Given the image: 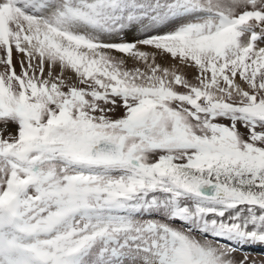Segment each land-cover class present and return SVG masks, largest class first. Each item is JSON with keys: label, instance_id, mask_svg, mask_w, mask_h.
<instances>
[{"label": "snow or ice", "instance_id": "6c2138e0", "mask_svg": "<svg viewBox=\"0 0 264 264\" xmlns=\"http://www.w3.org/2000/svg\"><path fill=\"white\" fill-rule=\"evenodd\" d=\"M0 124V264H257L264 0H0Z\"/></svg>", "mask_w": 264, "mask_h": 264}, {"label": "rangeland", "instance_id": "374dc122", "mask_svg": "<svg viewBox=\"0 0 264 264\" xmlns=\"http://www.w3.org/2000/svg\"><path fill=\"white\" fill-rule=\"evenodd\" d=\"M130 34V35H129ZM127 36H126V38L128 39V40H132V39H134L135 37L133 36V34H131V33H129ZM188 71H190V70H188ZM192 71V70H191ZM190 71V72H191ZM122 112H123V110L122 109H118L117 110V113H116V115L117 116H119V115H122ZM11 129V131H13V132H15L16 131V125L15 124H9L8 125ZM7 126V127H8ZM2 127H4V125H2V124H0V128H2ZM9 130V129H8ZM8 132V131H7ZM6 132V133H7ZM5 136L6 135H8V134H4ZM261 247H262V245L260 246V247H253L254 249H251V248H244L243 249V252H241V251H238V252H236L234 255H235V258L237 259V260H239V259H241L242 257H243V254L244 253H247L248 254V256H249V261L251 262V261H253V260H255V261H257V264H260V261H264V248L263 249H261ZM261 251H263V252H261Z\"/></svg>", "mask_w": 264, "mask_h": 264}, {"label": "bare ground", "instance_id": "6f19581e", "mask_svg": "<svg viewBox=\"0 0 264 264\" xmlns=\"http://www.w3.org/2000/svg\"><path fill=\"white\" fill-rule=\"evenodd\" d=\"M130 35V34H129ZM17 70H19V66L17 65ZM191 71V70H190ZM190 71H188V75H189V77H191L192 76V71L190 72ZM2 128H4V127H2ZM9 129V130H8ZM11 128L8 126L7 128H6V130H5V132H4V134H8V133H15V132H13V131H11L10 130ZM8 131V132H7ZM7 132V133H6ZM261 245H256V246H254V247H260ZM248 248V247H247ZM249 248H251V249H254L253 247H249ZM264 248V246H262L261 247V249H263ZM261 252H263V251H261Z\"/></svg>", "mask_w": 264, "mask_h": 264}]
</instances>
